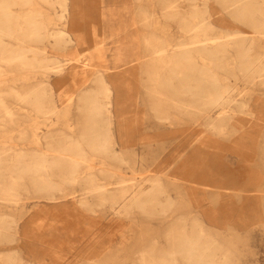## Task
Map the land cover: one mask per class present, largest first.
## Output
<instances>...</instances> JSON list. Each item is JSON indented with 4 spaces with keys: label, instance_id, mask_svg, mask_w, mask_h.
Segmentation results:
<instances>
[{
    "label": "rangeland",
    "instance_id": "rangeland-1",
    "mask_svg": "<svg viewBox=\"0 0 264 264\" xmlns=\"http://www.w3.org/2000/svg\"><path fill=\"white\" fill-rule=\"evenodd\" d=\"M106 1L113 5L107 10ZM257 1L264 7V0ZM175 4L187 3L68 0V11L62 9L61 0L12 6L15 14L46 26L44 40L20 43L59 57L63 70L2 67L0 97L13 115L0 120V149L53 154L45 137H79L85 124L81 95L94 91L98 77L103 76L113 92L101 99L110 118L113 148L121 160L86 148L87 160L72 184L66 182L65 168L50 170L47 176L63 188L56 200L26 181L28 190H21L18 207L0 203V215L10 222L9 237L0 240V256L13 252L23 260L19 264H150L151 258L173 248L170 234L192 230L194 222L203 219L204 229L215 234L231 264H264V84L260 85V77L251 83L239 72V78L226 79L225 69H215L221 81L233 87L236 99L248 100L252 110L251 114L231 111L222 127L219 121L210 124L208 113L198 107L184 106L193 102L190 96L161 87L158 78L168 76L173 55L183 47H195L199 34L189 26L199 17L173 15ZM199 4L211 24L210 33L244 37L249 57L258 59L255 64H264L263 28L257 31L229 13L219 0ZM116 5L128 10L119 12L122 8L116 10ZM73 23L74 31H80L88 44L58 45L52 34L70 32L75 38ZM98 41L100 47L91 45ZM235 54L236 49L230 48V67L237 66ZM173 85L180 87V80L174 78ZM34 90L48 92L54 111L39 114L22 101V95ZM155 176L173 201L166 215L137 208L118 212L126 197L116 196L121 205H113L112 198L101 204L100 197L90 191L94 181L117 195L123 193L120 187H125V193L140 192ZM83 199L94 206L84 205ZM143 255L146 263L140 261Z\"/></svg>",
    "mask_w": 264,
    "mask_h": 264
},
{
    "label": "bare ground",
    "instance_id": "bare-ground-1",
    "mask_svg": "<svg viewBox=\"0 0 264 264\" xmlns=\"http://www.w3.org/2000/svg\"><path fill=\"white\" fill-rule=\"evenodd\" d=\"M30 1H0V73H2L4 65L11 64L55 69L53 72L61 73L63 62L59 57L46 56L40 49L23 46L20 43L28 39L42 41L46 36L44 33L46 29L44 23L33 17L15 14L12 9L13 5L22 4L25 6ZM199 1L185 0L186 5L175 4L171 7L173 15L179 14L182 18L186 19L199 17V22L189 21L190 25L188 23L192 29L197 28L199 34H197L196 41L194 40L193 42L196 44L195 47H183L173 55L172 64L168 67V76L160 80L158 78V82L161 87L174 90L177 94L190 96L193 102L183 103L184 106L198 107L202 112L208 113L206 117L210 120V124L214 125L216 124L215 121H219V127H222L226 119L231 115V111L240 110L251 114L252 110L250 108L251 103L248 100L236 99L233 87L225 85L221 81L220 74L215 69H225L226 79L228 77L239 78L241 76L239 73H242L243 77L249 82L256 84V79L260 77L261 81L259 83L262 85L264 84V64H255L258 62V59H251L249 57L248 52L250 48L246 46L244 37L237 35L230 38L231 34L228 32L222 34L210 33L211 24L202 15L205 9L201 7ZM219 1L225 4V9L229 13L252 25L257 31L261 32V29H264V7L259 1ZM61 2L63 3L62 9L68 11V0H61ZM109 2L106 1L105 10L113 6L109 5ZM114 9H121L118 10L119 12L128 10L124 5H116ZM22 18H24L23 21ZM60 20L62 19L60 18ZM71 28L75 38H72L70 32L66 33L62 31L52 34L58 45L72 42H79L84 45L88 44L84 42L85 40L82 38L83 36L80 31H74V23L71 25ZM6 38H13L15 40L14 44L8 42ZM91 45L96 48L97 46L100 47V41ZM230 48L236 49V54L234 55V61L238 62L236 67H230L232 64L231 58L228 56ZM194 51L200 54L201 62L198 64L195 62ZM29 53H32V55H29ZM174 78L180 80V87L177 88L173 85ZM97 83L98 86L94 91L90 90L81 95V100L83 101L80 110L84 113L85 124L79 137L63 136L54 140L50 136L45 137L48 141V146L54 149L55 153L53 154H49L46 151L27 153L18 149L13 152L0 149L1 204L18 207L21 200L20 196L22 195L21 190H28L26 181H31L33 189L41 192L48 199L56 200L57 192L63 188L49 178L47 174L54 168H65L69 172L66 182H69V184L74 183L76 181V174L87 160L86 148H90L98 154H104L113 159L121 160L120 154L113 148L110 118L106 114L105 102L101 99V95L112 93L113 91L109 85H106L103 76L98 77ZM21 99L26 104L33 106L39 114L45 115L55 109L49 101L46 90H34L27 95H22ZM247 107L248 109L245 110ZM214 111L219 113L218 116L214 117L211 114ZM0 112L2 113V116H0V120L2 121L5 116L12 117L13 115V112L1 97ZM147 181L150 183L149 187L141 189L142 187L140 186V192L125 193V187H120V191L123 192L120 195L107 189L105 185L94 184V181H91L90 191L100 197L101 204H105L112 198L113 205H117L118 203L121 205V202L115 200L116 196L126 197L122 198L124 203L118 212L129 213L133 208H137L142 212L166 215L172 205V199L164 192L163 185L157 176ZM95 194L91 195L95 196ZM81 203L90 207L94 206L89 199H83ZM203 221V219L195 221L192 230L184 228L170 234L174 240L173 248L165 251L157 258H151L148 263L231 264L228 254L222 252L221 245L215 234L204 229L203 224H201ZM9 227L10 222L0 215V240H5L9 237ZM21 261L23 260L19 259L13 252L0 256V264H19ZM140 261L146 263L148 260L143 255Z\"/></svg>",
    "mask_w": 264,
    "mask_h": 264
}]
</instances>
